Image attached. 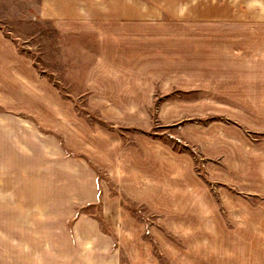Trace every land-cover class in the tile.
I'll use <instances>...</instances> for the list:
<instances>
[{
  "label": "crops",
  "instance_id": "1",
  "mask_svg": "<svg viewBox=\"0 0 264 264\" xmlns=\"http://www.w3.org/2000/svg\"><path fill=\"white\" fill-rule=\"evenodd\" d=\"M36 10L38 17L52 22L69 51L68 58L76 49L72 69L76 77L69 85L75 82L80 92L68 97L45 93V104L39 97V105L66 108L61 142L70 152L67 155L59 148L47 152L55 157L46 160L45 171L49 165L60 173L45 174L44 182L39 181L41 194L66 187L74 200L86 203L100 189L101 213L122 244L118 251L131 262L153 261V257L141 240L135 212L123 204L122 197L144 206L177 236L165 249L170 251L171 264H264L262 249L240 239L232 241L256 228L254 223L230 226L228 193L229 186L251 192L264 185V152L234 143L243 139L239 125L207 117L213 108L264 107V35L255 25L214 35L208 22L160 17L150 13L149 4L142 0H38ZM189 13L198 15L192 7ZM4 43L0 34V74H9L4 69L8 60L7 67L14 73L33 69L19 57H6ZM75 58L83 65L78 67ZM40 79L37 73L30 77L35 91L48 92ZM53 84V90H58ZM78 105L102 108L103 118L110 122L141 125L143 131L132 132L124 142L117 132L78 117L72 109ZM150 107L160 108L156 118L160 123L189 119L175 135L198 150L206 160L203 169L197 167L190 150L173 147L163 136L147 132ZM45 122L53 124L50 118ZM44 147L48 148L46 143ZM1 149H7L4 139ZM90 164L105 170L122 197L107 196V182L96 180ZM63 177L67 179L62 181ZM12 181L14 188L20 187L18 180ZM210 183L217 186L215 194ZM1 184V201L18 202L15 194L5 191L4 180ZM32 185L30 180L29 202H35ZM77 226L84 228L82 236L101 235L95 219L81 216ZM12 239L26 247L21 239ZM102 240L99 249L105 250L108 241ZM116 259L111 254V264H117Z\"/></svg>",
  "mask_w": 264,
  "mask_h": 264
},
{
  "label": "rangeland",
  "instance_id": "2",
  "mask_svg": "<svg viewBox=\"0 0 264 264\" xmlns=\"http://www.w3.org/2000/svg\"><path fill=\"white\" fill-rule=\"evenodd\" d=\"M142 1L149 4L150 13L156 12L160 17L168 16L174 19L180 17L182 22H190L193 19L208 22L214 35L228 33L227 30L233 27L245 30L251 26L252 29V25L264 35V0ZM37 3L38 0H0V34L5 38L6 57H19L27 67L28 65L33 67V69L28 68L29 72L15 69L20 73H14L12 68L7 67L11 63L8 60L4 63V69L9 74H0V147L2 148L4 139L7 148H0V189L4 180L5 191L15 194L18 201L9 204L7 198L4 202L0 199V231H4L5 235L4 237L0 233V264H111L109 260L111 254L117 255V264H132V262L171 264L170 251L165 249L168 248L167 245L171 246L174 240L177 241V236L169 233L165 225L161 224L160 220L144 206L124 199L117 186L109 181L104 169H95V166L90 164L96 173V180L100 183L107 182V191H105L107 196L120 195L123 204L135 212L142 228L141 240L148 244L153 261L131 262L123 252L118 251L117 246L122 244L115 240L105 221L108 218L100 210V189L97 188L96 198L86 203L74 200V194L71 191L68 193L66 187L50 188L47 196L41 194L39 181L44 182L45 174L53 176L55 173H60L49 169V165L45 171L46 160L55 157L47 152L59 148L67 155L70 154L61 142L66 124L62 114H65L66 108L45 106L43 96L45 93L54 92L59 97H68L76 96L80 92L76 90L75 82L69 85L70 80L76 77L72 71L75 67L73 62L76 49L68 58L69 51L63 48L65 44L62 43V37L56 32L52 22L38 17ZM190 7L198 15H189ZM75 62L78 67L83 65V62L77 58ZM35 73L42 78L41 86L46 87L45 83L47 84L48 92L35 91L33 82H30L31 75ZM52 82L57 85L58 90H53ZM80 91L81 94L84 93ZM39 97H43L44 104L39 105L41 102ZM72 109L78 117L88 121L89 125H101L102 129L117 132L124 142L129 140V134L132 132L143 131L141 125L127 126L110 122L103 118L102 108L78 105ZM159 109L148 108L150 119L149 125L145 127L147 132L163 136L173 147L190 150L196 157L197 167L203 169L206 160L200 157L198 150L176 137L180 125L189 119L160 123L159 119H156ZM207 117L215 120L224 119L239 125L243 139L234 140V143L239 142L247 149L256 148L264 152V107L213 108ZM48 118L53 124L45 122ZM35 135L36 140L33 139ZM45 143L48 148L44 147ZM261 159L264 166V154L261 155ZM13 179L15 182L16 180L20 182L19 188L13 187ZM66 179L63 177L62 181ZM30 180L33 183L35 202H29L27 185ZM37 182L39 192L36 189ZM210 186L215 194L217 186L211 183ZM256 189L247 192L229 186V224L241 226L245 223L244 226H249L254 223L252 226L256 228L255 230L245 231L242 235L231 239L234 242L238 239L243 240L258 250L262 249L264 254V185ZM232 198L234 201L231 202ZM81 216L95 219L96 231L98 230L101 235L82 236L84 228L76 227ZM249 216L256 218L252 220ZM13 217L15 219L19 217V220L13 221ZM76 228L81 234L77 233ZM13 237L25 242L26 247L23 248L20 243L12 239ZM102 239L108 241L105 250L99 249L98 243L104 241Z\"/></svg>",
  "mask_w": 264,
  "mask_h": 264
}]
</instances>
